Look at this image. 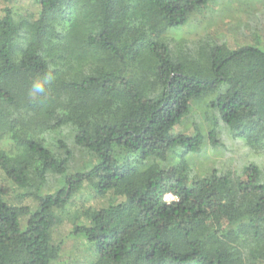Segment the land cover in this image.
I'll return each instance as SVG.
<instances>
[{"label":"trees","instance_id":"obj_1","mask_svg":"<svg viewBox=\"0 0 264 264\" xmlns=\"http://www.w3.org/2000/svg\"><path fill=\"white\" fill-rule=\"evenodd\" d=\"M210 1L0 0V264H264V35L168 34Z\"/></svg>","mask_w":264,"mask_h":264},{"label":"rangeland","instance_id":"obj_2","mask_svg":"<svg viewBox=\"0 0 264 264\" xmlns=\"http://www.w3.org/2000/svg\"><path fill=\"white\" fill-rule=\"evenodd\" d=\"M254 31H259L264 35V0H211L201 11L193 14L184 26L171 29L168 34L174 40H186L188 42H194L209 34L214 39L224 41L231 47H235L242 41L246 42V36ZM199 108L200 106L195 105L193 113L186 118L185 125L187 128L185 132L188 135L193 134L192 123L196 118L195 112L199 113ZM199 122L202 124L203 132L210 131L211 125L205 122L204 114L202 113L199 116ZM222 127L224 126L222 125ZM222 130L219 131V136L222 133L221 138L224 143V149L215 148L210 144L209 140H206L204 146L205 156H194L193 164L197 175L210 173L218 165L224 164V160H227V167L231 169H238L237 164H239V161H242L241 165L243 166L251 160L252 156L242 146L243 143L239 140H234L232 134L225 131V128H222ZM66 135V138H62L70 141L74 150L68 174L90 167L94 159L83 150L77 149L71 135L69 133ZM227 164L224 165L226 166ZM174 199L172 195L167 197L168 201ZM66 253L68 256L56 264H82L89 262L88 259H90V252L83 240L77 242L74 250ZM92 253L94 254L93 249Z\"/></svg>","mask_w":264,"mask_h":264}]
</instances>
